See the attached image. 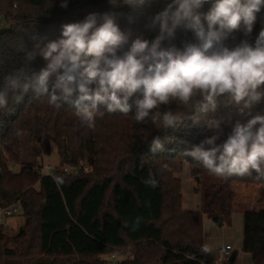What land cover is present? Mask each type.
<instances>
[{
	"label": "trees",
	"instance_id": "1",
	"mask_svg": "<svg viewBox=\"0 0 264 264\" xmlns=\"http://www.w3.org/2000/svg\"><path fill=\"white\" fill-rule=\"evenodd\" d=\"M165 4L166 0H156L134 10L111 0H68L64 9L60 0H0V15L8 23L0 30V89L6 77L19 74L22 83L28 82L46 67L42 57L28 61L26 54L37 44L59 39L64 24L92 13L111 14L129 35L128 44L117 52L122 55L135 38L151 42L159 35L153 19ZM210 7L205 4L201 11L207 13ZM262 27L264 7L248 39L254 40ZM243 39L242 31H234L223 43L231 48ZM190 43L199 41L192 30L181 26L163 47L182 51ZM140 96L134 94L129 103ZM60 103L57 107L48 97L29 91L19 103L10 94L8 108L0 110V207L20 201L25 216L22 232L13 233L0 223V264H106L108 260L100 256L108 254L120 257L121 264H206L203 215H217L223 224L237 209L245 213L243 250L252 254L254 264H264V178H257L255 171L244 177L217 176L184 155L195 146L208 148L204 142L214 135L216 144L223 143L237 120L246 124L256 115L264 116V99L244 115L224 97L214 110L199 114L175 104L161 106V111L185 114L183 124L167 130L138 123L134 104L128 114L109 113L101 106L104 114L90 129L72 107ZM210 119L220 121L219 129L208 126ZM156 136L163 147L152 152ZM53 145L61 165L74 167L85 160L92 170L83 166L73 174L54 167L52 173H43L42 156L50 155ZM185 162L194 176H201L199 211L182 205L177 174ZM150 172L156 187L144 182ZM240 189L249 195L241 196Z\"/></svg>",
	"mask_w": 264,
	"mask_h": 264
},
{
	"label": "clouds",
	"instance_id": "2",
	"mask_svg": "<svg viewBox=\"0 0 264 264\" xmlns=\"http://www.w3.org/2000/svg\"><path fill=\"white\" fill-rule=\"evenodd\" d=\"M111 2L143 10L156 0ZM205 4L211 5L207 13L201 11ZM60 7L66 9L68 0H60ZM262 7L264 0H166L163 11L153 19L159 35L151 42L135 38L122 55L117 52L128 44L129 35L120 30L111 14L92 13L82 21L66 23L59 39L37 44L26 54L28 61L42 57L46 67L28 82L22 83L19 74L5 78L0 110L8 108L10 94L19 103L31 91L35 97H48L57 107L61 101L67 103L90 129L95 128L97 116L104 114L101 106L109 113L128 114L134 104L138 123L163 130L183 124L185 114L161 111V106L175 104L199 114L214 110L224 97L244 115L264 99V27L254 40L248 39ZM181 26L192 30L199 43L187 44L182 51L163 47ZM234 31H242L245 39L234 47L225 46L223 41ZM92 84L97 85L95 89L89 87ZM136 93L141 96L130 104ZM192 118L196 121L198 116ZM207 124L220 127L216 119ZM257 124L260 127L254 130ZM217 139L214 135L204 142L208 148L195 146L184 155L217 176L244 177L255 171L257 178H264V116L256 115L246 124L237 120L223 143L216 144ZM162 147L160 137H154L150 150ZM144 182L157 186L151 172Z\"/></svg>",
	"mask_w": 264,
	"mask_h": 264
},
{
	"label": "rangeland",
	"instance_id": "3",
	"mask_svg": "<svg viewBox=\"0 0 264 264\" xmlns=\"http://www.w3.org/2000/svg\"><path fill=\"white\" fill-rule=\"evenodd\" d=\"M8 28V23L0 15V30ZM42 161L45 164H50L52 168L60 167L64 169L70 165H61L59 154L57 152V147L53 145V150L50 155H43ZM85 161V160H84ZM82 162L84 164L85 171H91L92 167L87 165L88 162ZM16 171H19L20 166H15ZM42 170V169H41ZM65 171V170H64ZM45 172V170H42ZM181 181V192H182V205L185 210L188 211H199L202 205V187L197 186V182L194 174L190 168V165L185 162L182 170L177 174ZM38 189V184L36 185ZM240 195H249L244 189H240ZM0 213V223H3L8 227L13 233L18 232L21 228L25 227V216L23 215L22 209L10 216H2ZM2 216V217H1ZM244 219L245 213L243 210L237 209L232 214L231 220H225L223 224H218L213 216L204 214L202 218L203 226V239L204 248L208 251H203V257L206 262L215 261L219 258L220 251L219 248L230 244L233 246V250L239 251L238 259L236 264H254L253 257L250 252L243 250L244 241ZM100 257H105L108 261L106 264H121L120 257H112L111 255H102ZM104 258V259H105ZM225 261H221L220 264H226Z\"/></svg>",
	"mask_w": 264,
	"mask_h": 264
},
{
	"label": "built area",
	"instance_id": "4",
	"mask_svg": "<svg viewBox=\"0 0 264 264\" xmlns=\"http://www.w3.org/2000/svg\"><path fill=\"white\" fill-rule=\"evenodd\" d=\"M84 164L81 162L80 165L78 166H69V167H65L64 170L69 172V173H73V174H77L79 173L81 167H83ZM42 170H45V172L43 173H52V166L50 164H43L42 165ZM20 209H22V205L20 201H15L12 204L5 206V207H0V213L2 212L3 215L2 216H10V215H14L15 213H17L18 211H20ZM1 216V217H2ZM233 252V246L230 244H227L223 247L220 248V255L219 258H217L215 261L212 262H207L206 264H220L221 261H227L230 257V255Z\"/></svg>",
	"mask_w": 264,
	"mask_h": 264
},
{
	"label": "water",
	"instance_id": "5",
	"mask_svg": "<svg viewBox=\"0 0 264 264\" xmlns=\"http://www.w3.org/2000/svg\"><path fill=\"white\" fill-rule=\"evenodd\" d=\"M195 179H196V182H197V186L200 187L201 186V176L200 175H195ZM213 219L218 223V224H221V221L219 219V217L217 215L213 216ZM23 231V228L20 229V232ZM237 255H238V250H234L232 252V254L230 255L229 259L227 260L226 264H234L235 261H236V258H237ZM105 261V259H103Z\"/></svg>",
	"mask_w": 264,
	"mask_h": 264
},
{
	"label": "crops",
	"instance_id": "6",
	"mask_svg": "<svg viewBox=\"0 0 264 264\" xmlns=\"http://www.w3.org/2000/svg\"><path fill=\"white\" fill-rule=\"evenodd\" d=\"M227 245V244H226ZM235 250V249H234ZM233 250V251H234ZM219 251H220V248H219ZM238 254H239V251H238ZM237 259H238V255H237V258H236V261H235V263L234 264H236L237 263Z\"/></svg>",
	"mask_w": 264,
	"mask_h": 264
}]
</instances>
